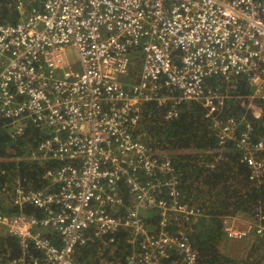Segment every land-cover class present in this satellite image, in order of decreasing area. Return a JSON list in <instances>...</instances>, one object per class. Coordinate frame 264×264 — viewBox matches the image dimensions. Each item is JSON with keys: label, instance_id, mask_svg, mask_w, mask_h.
Wrapping results in <instances>:
<instances>
[{"label": "built area", "instance_id": "built-area-1", "mask_svg": "<svg viewBox=\"0 0 264 264\" xmlns=\"http://www.w3.org/2000/svg\"><path fill=\"white\" fill-rule=\"evenodd\" d=\"M22 9L17 0V20L0 24V118L12 138L39 131L29 156L11 161L44 170L35 187L0 158L2 190L12 174L18 206L0 209V230L21 250L3 264H85L78 247L102 259L98 251L118 238L126 246L116 264H197L187 228L200 211L170 156L133 132L148 101L169 103L166 120L183 101H199L218 144L233 143L249 180L264 178V136L221 117L225 95L205 84L246 75L250 99L264 98V0H37L20 17ZM29 205L39 214L24 212ZM140 209L156 210V223ZM250 231L264 237V215L245 230L224 225L229 239Z\"/></svg>", "mask_w": 264, "mask_h": 264}, {"label": "trees", "instance_id": "trees-1", "mask_svg": "<svg viewBox=\"0 0 264 264\" xmlns=\"http://www.w3.org/2000/svg\"><path fill=\"white\" fill-rule=\"evenodd\" d=\"M16 20L14 0H0V24L14 23ZM205 84L211 90L220 89L225 95L223 107L219 111L221 117L234 116L241 121V127L249 122L254 138L264 136V99H250L254 86L249 84L246 75L231 73L227 77H209ZM250 100L261 109L258 118L246 107ZM166 109L167 104L158 105L148 101L143 106L142 120L149 121L146 130V135L151 138L149 148L193 150L169 156L180 173L185 198L190 199L200 211L187 228L189 240L197 250V264H264V237L254 236L249 249L241 257L232 255L224 248L226 240L231 241L225 237V217L240 216L255 220L258 213L264 215V178L249 180L248 169L239 162L233 143L218 144L213 123L205 117V108L199 101H183L178 105L177 117L170 120L163 117ZM39 136V131L29 126L21 135L12 138L4 120L0 118V158L28 154L37 145ZM13 162L5 165L13 168ZM16 165L21 177L26 178V183L35 187L41 185L39 181L44 167L39 161L31 160L26 164L20 161ZM127 198L124 196V203L128 202ZM0 207L4 213H15L18 208L15 205V208L12 207L3 196L0 197ZM23 211L39 214L31 205L24 206ZM150 217L154 225L156 217ZM125 246L120 238L108 245L104 254L108 264L124 262ZM90 251L89 245L78 247L76 258L89 264ZM20 253L16 237L0 230V264L18 257ZM97 261L98 257H94V262Z\"/></svg>", "mask_w": 264, "mask_h": 264}, {"label": "rangeland", "instance_id": "rangeland-1", "mask_svg": "<svg viewBox=\"0 0 264 264\" xmlns=\"http://www.w3.org/2000/svg\"><path fill=\"white\" fill-rule=\"evenodd\" d=\"M16 1L17 0H14L15 3H16ZM18 1H22V3H23L22 12H21V14H19L20 17H23V15L25 14V12L31 6L37 4V0H18ZM138 60H139V58L137 57L135 59V61L133 62V65H132V68H131V72H130V76H129L130 78H132L133 76H135L137 74V72L139 71ZM3 64H4V61H2L0 63V68H1V66ZM206 89L207 90H211V89H209V87H206ZM214 91L217 94L224 95L223 93H221V90L220 89H215ZM259 95H261V94H259ZM259 95L255 96V98H257V97H258L257 99L263 98V97H259ZM262 95H264V88L262 90ZM166 103H167V105L169 104L168 102H166ZM246 107L249 108L252 111L253 115H258L259 116L261 114L260 107L257 106V105H255L253 103V101H249V103L246 105ZM148 123H149V121L147 119H145V120L143 119L139 123L138 127H136V129L133 132V134H135V136H136V133H139L140 132V134L144 136V133H145V137L144 138L145 139L146 138L147 139H151V138L148 137V135H146V133H147L146 130H147ZM239 125L241 126V121H239ZM150 151L152 153H155V154L171 155L172 156V154L174 155V154H178V153L192 152L193 150H191V149H186V150H157V149H151L150 148ZM28 154L25 153L24 155H21V156L28 157L29 156ZM11 158H12V156L6 157L5 158L6 161H7L6 163H9L11 161ZM13 163L15 164V167H13V168H8L7 167V169H9V171H11V172L13 171L14 173H18L20 175V173L18 172V168H17L16 162H13ZM40 163L42 164V162H40ZM12 177H13L12 174L11 175L8 174V176L4 179V182H5V185H6L4 190H2V187L4 186V183H0V185H2V186H0V197L3 196L4 198H6L8 201H10V204L12 203L11 201L13 199L12 191H11V187H12ZM0 209H2V208L0 207ZM155 211L156 210H150V209H140L139 210V212L142 215V217L145 218V219H148L150 222H153L152 219H151V217H150V215L152 217H155L153 215V213ZM236 218L238 219L239 224L238 225H235V226L229 225V226H232V227H234L236 229L245 230L250 224H252L254 222V218L252 220L251 219H246V218H243V217H240V216L239 217H236ZM244 219H246V221H244ZM35 229H37V228H35ZM253 238H255L254 237V234H253L252 231H250L248 233V236L245 237V238H243V239H231V241L226 240V242H225L226 245H224V248H225L226 251L228 250V252L231 253L232 255L240 256L241 257V255H244L247 252V250L249 249L250 242L253 241ZM105 247L107 248V246H105ZM100 254H102V259H98L97 262H94V257H90V261L91 262L89 264H96L98 262L101 263V264H108L107 258L104 257L105 252H104L103 249H101V251L99 252V255ZM111 254H112V252L109 251V255H111Z\"/></svg>", "mask_w": 264, "mask_h": 264}, {"label": "crops", "instance_id": "crops-1", "mask_svg": "<svg viewBox=\"0 0 264 264\" xmlns=\"http://www.w3.org/2000/svg\"><path fill=\"white\" fill-rule=\"evenodd\" d=\"M236 217H239V216H227V217H225V219H224V223H225V225H232V226H235V225H238L239 224V222H238V219L236 218ZM244 221H246V219H244ZM237 227V226H236ZM107 248H108V246H107ZM107 250V249H106ZM105 250V251H106ZM98 251V250H97ZM104 251V252H105ZM98 252H100V251H98ZM94 257H97V256H94ZM99 259V258H98ZM6 261H8V260H6ZM6 261H4L3 263H5Z\"/></svg>", "mask_w": 264, "mask_h": 264}]
</instances>
